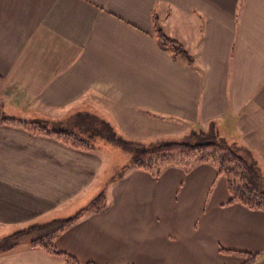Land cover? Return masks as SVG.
I'll use <instances>...</instances> for the list:
<instances>
[{"label":"crops","instance_id":"obj_1","mask_svg":"<svg viewBox=\"0 0 264 264\" xmlns=\"http://www.w3.org/2000/svg\"><path fill=\"white\" fill-rule=\"evenodd\" d=\"M155 16L192 64L161 47ZM1 104L49 121L97 104L122 132L125 115L152 134L215 123L264 181V0H0ZM106 171L100 152L0 123V231L73 215L106 191ZM222 176L131 168L55 245L81 264L245 262L227 251L264 264V210L230 203ZM0 264L67 263L21 244Z\"/></svg>","mask_w":264,"mask_h":264},{"label":"trees","instance_id":"obj_2","mask_svg":"<svg viewBox=\"0 0 264 264\" xmlns=\"http://www.w3.org/2000/svg\"><path fill=\"white\" fill-rule=\"evenodd\" d=\"M154 28L162 48L176 58L183 57L190 64L193 63L184 45L165 34L157 16L154 17ZM0 123L22 127L32 134L52 137L85 151L100 152V140H110L131 152L130 162L111 182L122 178L131 168L143 169L154 176H160L168 166H182L188 170L197 163H211L217 167L219 174L226 178L231 195L230 203H241L251 209L264 210V181L258 168L252 161L242 156L233 147L234 144H230L221 136L215 123H211L207 130L192 129L182 138H170L148 144L118 137L116 134L118 132L109 122L84 111L70 115L67 120L53 122L40 118H22L2 112ZM106 204L107 195L101 192L73 215L19 228L0 239V254L12 251L21 244H28L31 248H40L52 256L64 258L67 264H81L73 255L59 250L55 240L87 212L103 210ZM227 252L245 257L243 264H254L258 257V254L241 251Z\"/></svg>","mask_w":264,"mask_h":264},{"label":"rangeland","instance_id":"obj_3","mask_svg":"<svg viewBox=\"0 0 264 264\" xmlns=\"http://www.w3.org/2000/svg\"><path fill=\"white\" fill-rule=\"evenodd\" d=\"M6 101H8V100H4L3 102H6ZM0 106L2 107L4 105L1 104ZM90 107H91L90 109L82 110V111H84V113L89 112L92 115H96L100 119H103L106 122H109L113 126L114 130H116L118 132V133H116L117 136L122 138V139L125 138L127 140H132V141H142V142H145L146 144H148V143H153L156 141L160 142L162 140H167L170 138L178 139V138H182L184 136V135L181 136L179 134H169L166 131H165L166 132V134H165V133H163L164 131L162 129H159V128L154 129V133L152 134L153 127H147V126L143 125L142 122L137 121V119L127 118L126 115H125V121L124 122H127V124H130L131 126L129 129L125 130L124 132H126V133H124L120 129V128H122L120 126V123L118 125H116L113 121H111L109 119L108 115L104 113L105 111H101L100 109H98L97 104H94V105L92 104ZM4 111L7 114H10L9 111H7V108H5ZM50 122H53V120H50ZM159 132H162V133H159ZM189 132H190V130H188L187 134ZM155 133H159L160 135L158 136ZM233 147L237 149L236 145H233ZM99 149H100V153L103 154L105 161L107 163V171H106L107 184L105 186L104 191L106 190L105 193H106V195H108V193H109L108 189L112 185L111 180L121 172V170L126 166V164H128L130 162L131 152L125 150L123 147L118 146L117 144L110 142V140H108V139L100 140ZM180 167H182V166H180ZM185 170H187V169H185ZM222 177H224V176H222ZM0 230H2V229H0ZM9 232L10 231H8V232L0 231V239L4 235L9 234Z\"/></svg>","mask_w":264,"mask_h":264},{"label":"water","instance_id":"obj_4","mask_svg":"<svg viewBox=\"0 0 264 264\" xmlns=\"http://www.w3.org/2000/svg\"><path fill=\"white\" fill-rule=\"evenodd\" d=\"M2 116V110H1V108H0V117Z\"/></svg>","mask_w":264,"mask_h":264}]
</instances>
